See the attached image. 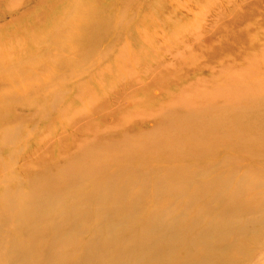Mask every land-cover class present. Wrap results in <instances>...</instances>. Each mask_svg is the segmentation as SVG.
I'll use <instances>...</instances> for the list:
<instances>
[{"label":"bare ground","instance_id":"1","mask_svg":"<svg viewBox=\"0 0 264 264\" xmlns=\"http://www.w3.org/2000/svg\"><path fill=\"white\" fill-rule=\"evenodd\" d=\"M151 1L159 15L158 7L166 5L171 8L167 11L169 16L171 12L179 14L172 8L175 0ZM29 2L32 6L23 11L26 17L16 22L17 27L32 26L35 33L46 30L54 21L65 20L67 16L64 18V14L55 12L63 7L68 15L73 12L86 16V20H82L83 16L79 20L92 34L83 46L95 41L100 44V37L108 34L111 37L116 31L106 22L89 20L96 14L104 18L110 14L88 9L82 0ZM120 3L122 7L129 5V2ZM145 6L143 12L149 5ZM185 13L188 11L180 12L181 18ZM249 14L262 18L264 7ZM177 20L178 16L172 21L167 18L163 23L174 27L171 22ZM260 25L264 27L262 22ZM3 27L0 24V29ZM193 30L188 26L178 37H185L186 32L195 36L197 31ZM19 40L21 37L9 28L0 32V70H12L0 74V83L7 86L0 88V142L13 138L21 127L17 123L18 128H7L3 116L6 101L20 97L32 103V110L38 108L42 116L51 113L47 109L53 108L52 125H73L79 134L63 147L59 157L54 156L52 165L49 150L37 152L31 163L25 155L19 156L18 163L24 165L23 176L28 188L22 195L8 190L20 184V171H9V168L0 173V183L4 178L10 182L8 189L0 191L3 200L0 203V264H253L264 261V94L257 92L228 103L209 98L183 99L174 106L162 100L157 108L167 118L158 122L154 130L129 128L122 132L120 140L112 141L98 126L93 125L86 131L93 121L73 124L76 113L56 110L58 101L51 106L46 103L38 84L52 81L60 74H46L43 79L32 82L41 64L24 69L18 63V54L10 62L13 60L10 54L19 46ZM216 41L218 45L220 41ZM235 45L226 54L228 57L240 56V47ZM44 52L48 53V49ZM80 54L68 63L61 53L46 66L51 62L57 70L65 61L68 68L88 70V65L80 63ZM31 58L34 62L38 59ZM211 68L216 70L214 66ZM56 81L60 87L70 83L76 89L81 86L73 83L71 77L62 83L59 78ZM182 94L180 89L174 97ZM121 125L125 124L121 122L116 127L122 129ZM38 140L32 136L28 144L31 151ZM23 141L24 138L20 143ZM10 154L7 152L4 156L15 157Z\"/></svg>","mask_w":264,"mask_h":264},{"label":"rangeland","instance_id":"2","mask_svg":"<svg viewBox=\"0 0 264 264\" xmlns=\"http://www.w3.org/2000/svg\"><path fill=\"white\" fill-rule=\"evenodd\" d=\"M29 1L0 0V24L4 26L0 32L9 28L15 36L21 37L19 46L10 54V59H13L10 62L14 61L18 54V63L24 69L36 68L41 64L35 77L31 79L32 82L38 78L43 79L46 74H60L55 76L54 81L50 79L38 84L41 85L45 101L50 106L58 101L56 110L76 113L77 117H73L74 120L71 121L73 124H80L85 120L93 121L88 124L87 132L91 126H98L101 132L109 134L110 140L118 141L122 132L129 128L154 130L158 122L167 118V114L157 108L158 104L166 100V104L174 106L179 105L177 102L183 99L197 101L209 98L218 103H228L257 92L259 95L264 94V27L260 25L261 22L264 24V16L261 18L249 14L263 8L264 0H175L172 4L174 10L177 9L179 14L188 11L183 15L184 18H181V14L172 12L169 16L171 8L167 7L168 5L158 7L161 9L159 15L150 0H82L88 9L110 14L108 18L96 14V17H90L89 20L106 22L107 26L113 27L112 30L116 29L111 37L109 34L100 37V44L95 41L86 46H83V43L90 39L92 32L83 28V22L79 20L83 16L82 13L72 12L73 15H68L63 7L57 8L55 12L64 14V18L67 16L65 20L56 23L54 21L45 28L46 30L35 33V27L32 26L17 27L16 22L26 17L23 16V11L32 6ZM121 1L129 2V5L122 7ZM145 5L149 6L146 12H143ZM177 16L179 20L176 23L171 22L174 27L163 23L167 18L176 20ZM85 18L86 16H83L82 20H86ZM13 19L14 21L10 22ZM188 26L197 31L195 36L192 32L189 35L186 32L185 37H178ZM215 36L216 40L221 39L218 45H215ZM234 45L240 47L241 59L240 56L235 58L234 55H226ZM217 46L226 48L221 50ZM45 49H48V53L44 52ZM61 53L68 63L72 57L81 53L80 63L88 65V70L68 68L69 65L65 61L64 66L61 64L57 70L51 62L46 66L49 60L58 58ZM30 55L37 56V61H32ZM219 55L222 57H218ZM210 66H214L216 70ZM217 71H220L218 76L211 80ZM9 72L12 70H0L2 75ZM68 77L72 78L73 83L81 85L78 88L80 90L74 88L72 83L65 85L66 89L65 86L58 85L57 78L62 83ZM159 82L160 84H157ZM3 83H0V88L7 87ZM230 85H233L232 89L229 88ZM67 89L69 91H66ZM180 89L183 94L174 97L179 94ZM25 100L20 97L19 100L6 101L4 111L7 113L3 115L7 120L5 125L9 129L18 128L17 123H20L21 127L13 138L0 142V173L9 168V171H20V184L15 189L9 188L10 182L4 178L0 183V191L9 188L8 190L17 195L28 191L26 176H23L24 165L18 163L19 156L25 155L26 160L31 163L32 159L38 156L37 152L42 154V151L49 150L47 154L52 165L54 156L62 153L63 147L68 146L79 134L73 125H52L51 113L54 109L49 108V105L47 111L51 113L42 116L38 108L32 110V103ZM142 107L145 109L141 110ZM121 122L125 125H121L124 127L119 129L116 126ZM26 130H29V133ZM32 136L39 138L33 151L28 145ZM22 138L24 141L20 143ZM7 152L15 157L4 156ZM2 202L0 199V203ZM253 264H264V261Z\"/></svg>","mask_w":264,"mask_h":264}]
</instances>
